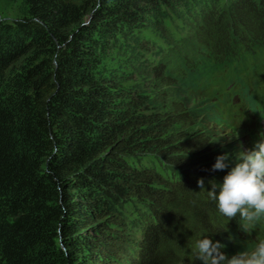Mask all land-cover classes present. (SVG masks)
<instances>
[{
  "label": "trees",
  "instance_id": "1",
  "mask_svg": "<svg viewBox=\"0 0 264 264\" xmlns=\"http://www.w3.org/2000/svg\"><path fill=\"white\" fill-rule=\"evenodd\" d=\"M22 2L0 20V264H201L204 236L250 250L264 214L245 232L207 194L233 166L212 171L230 133L205 102L247 64L264 76V0Z\"/></svg>",
  "mask_w": 264,
  "mask_h": 264
},
{
  "label": "clouds",
  "instance_id": "2",
  "mask_svg": "<svg viewBox=\"0 0 264 264\" xmlns=\"http://www.w3.org/2000/svg\"><path fill=\"white\" fill-rule=\"evenodd\" d=\"M236 163L224 177L222 184L209 181V198L216 202L219 212L232 219L239 214L245 232L264 214V137H260L255 150L241 151L236 155ZM229 154L220 155L212 171H223L230 167ZM204 180H198V186L204 190ZM217 189L219 192L217 194ZM225 245L213 242L204 236L196 242L194 255L201 264H264V241L257 244L251 252L241 251L231 257L222 249Z\"/></svg>",
  "mask_w": 264,
  "mask_h": 264
},
{
  "label": "rangeland",
  "instance_id": "3",
  "mask_svg": "<svg viewBox=\"0 0 264 264\" xmlns=\"http://www.w3.org/2000/svg\"><path fill=\"white\" fill-rule=\"evenodd\" d=\"M26 8L22 2V0H0V20L1 21H7V22H12L18 18H21L22 16L25 15ZM173 19V21H171ZM167 23L173 26L171 31L175 33V36H182L185 35L186 30H176L174 27H179L182 25L181 21L176 19L175 17H172ZM152 38V39H151ZM147 39L150 41H158L159 43H164L162 38L157 37L156 34H154V31L148 30L147 31ZM109 54L112 55L110 57V61H112L113 64L117 66H123V71H125L131 78L128 82V84L131 85H138V88L141 90V93L143 95H149L152 93V83L149 81V79L146 77L145 74L139 73L136 70V66H133L131 63L126 62V60H123L122 57H126L125 53L123 51H120V49L116 48L115 50H112ZM184 96V95H183ZM189 96V95H188ZM188 100L186 101L190 107L195 106L200 107V103L203 102L204 100L198 99L195 97L189 96L187 98ZM207 103V102H205ZM219 132V127L216 130V134ZM223 137V140L226 142L227 147L226 149L229 151L227 154H229V158L232 161L230 164L231 166H235L236 163V155L241 152L246 150V146L243 142V133L235 135V136H226L224 134H221ZM239 141V142H238ZM239 246L242 247H247L242 244H239ZM248 252H251L253 250H246ZM236 253H229L227 256L231 257L232 255H235ZM189 264V263H187Z\"/></svg>",
  "mask_w": 264,
  "mask_h": 264
},
{
  "label": "bare ground",
  "instance_id": "4",
  "mask_svg": "<svg viewBox=\"0 0 264 264\" xmlns=\"http://www.w3.org/2000/svg\"><path fill=\"white\" fill-rule=\"evenodd\" d=\"M152 39V38H151ZM249 56V55H248ZM243 65V64H242ZM261 107H263V106H261ZM218 143V142H217ZM225 148V147H224ZM215 178H217V177H215Z\"/></svg>",
  "mask_w": 264,
  "mask_h": 264
}]
</instances>
